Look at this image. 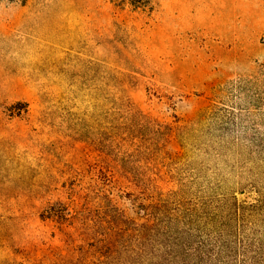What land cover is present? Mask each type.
<instances>
[{
    "label": "rangeland",
    "instance_id": "374dc122",
    "mask_svg": "<svg viewBox=\"0 0 264 264\" xmlns=\"http://www.w3.org/2000/svg\"><path fill=\"white\" fill-rule=\"evenodd\" d=\"M158 170L264 214V0H0V264Z\"/></svg>",
    "mask_w": 264,
    "mask_h": 264
},
{
    "label": "trees",
    "instance_id": "16d2710c",
    "mask_svg": "<svg viewBox=\"0 0 264 264\" xmlns=\"http://www.w3.org/2000/svg\"><path fill=\"white\" fill-rule=\"evenodd\" d=\"M129 1L143 8L151 0ZM165 179L158 170L141 175L126 197L106 190L94 200L49 206L40 219L57 233L24 238L28 263L264 264L262 206L189 196L188 184Z\"/></svg>",
    "mask_w": 264,
    "mask_h": 264
}]
</instances>
